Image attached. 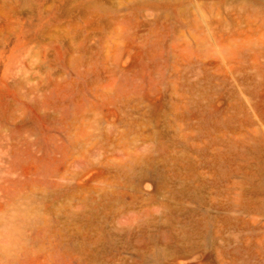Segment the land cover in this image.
Returning a JSON list of instances; mask_svg holds the SVG:
<instances>
[{"label": "rangeland", "instance_id": "374dc122", "mask_svg": "<svg viewBox=\"0 0 264 264\" xmlns=\"http://www.w3.org/2000/svg\"><path fill=\"white\" fill-rule=\"evenodd\" d=\"M0 264H264V0H0Z\"/></svg>", "mask_w": 264, "mask_h": 264}]
</instances>
